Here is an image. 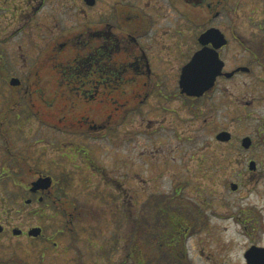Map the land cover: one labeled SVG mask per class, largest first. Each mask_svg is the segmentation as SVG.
<instances>
[{"label": "flooded vegetation", "instance_id": "flooded-vegetation-1", "mask_svg": "<svg viewBox=\"0 0 264 264\" xmlns=\"http://www.w3.org/2000/svg\"><path fill=\"white\" fill-rule=\"evenodd\" d=\"M47 7L48 0H0V186L10 180L20 187L0 194V264H51L50 252L59 259L62 251L58 234H64V228L73 232L70 222L58 227L60 216L75 218L65 207L61 180L42 173L46 163L35 164L32 153L26 152L32 142L18 149L14 134L4 128L8 122L17 123V110L28 114L33 103L47 106L50 101L108 108L99 118L79 120L96 141L124 126L155 97L159 110L161 104L177 99L193 104L216 93L251 110L264 103V84H254L248 98L236 96L227 84L254 75L258 67L264 69V0H70L64 10L82 21L60 31L51 45ZM241 12L262 34L261 46L237 35ZM210 30L218 34H207ZM234 44L246 53L239 62L225 55ZM196 57L203 59L204 81L195 89L203 93L192 96L183 92L181 79ZM252 114L259 122L255 135L261 145L254 148L247 136L252 143L244 148L247 137L242 139L245 160L236 164L239 179L231 189L236 211L219 217L234 220L236 234L247 239L244 264H264V205L257 203L264 204V109L261 117L254 110ZM163 127L159 120L155 133ZM228 133L229 141L218 140V134L217 141L231 143ZM48 177L51 183H39ZM251 198L253 203H245ZM49 209L54 210L51 216ZM202 214L205 231L208 214ZM49 221L57 228L51 235ZM251 251L255 252L249 258Z\"/></svg>", "mask_w": 264, "mask_h": 264}, {"label": "rangeland", "instance_id": "rangeland-1", "mask_svg": "<svg viewBox=\"0 0 264 264\" xmlns=\"http://www.w3.org/2000/svg\"><path fill=\"white\" fill-rule=\"evenodd\" d=\"M68 3L70 0H48L50 45L60 31L82 21L73 11L64 10L63 5ZM238 21L237 35L246 36L255 47L261 46L262 34L244 13ZM234 46L225 55L239 62L246 53ZM236 53L241 57H235ZM263 70L258 67L254 75L240 76L227 84L233 94L248 98L254 84H264ZM58 104L33 103L28 114L24 109L17 110V123L4 125L14 134L18 149L32 142L26 152L32 153L35 164L41 165V160L46 163L44 168L41 166L42 173L61 180L65 207L74 213L73 219L62 215L58 220L61 228L70 222L73 232L64 228L65 233L58 234L62 251L59 259L50 252L51 264H167L162 262L166 258L170 264L245 263L247 239L236 234L239 227L234 220L223 217L236 211L231 186L239 179L240 167L236 164L245 160L242 139L249 136L254 148L261 145L255 135L259 122L252 111L261 117L264 103L251 110L228 103L226 97L216 93L193 104L177 99L161 104L159 110L155 97L112 132L108 136L111 140L105 137L96 141L79 120L99 118L108 108ZM159 120L164 127L156 134ZM223 131L232 134L231 143L217 141V134ZM13 185L10 180L1 181V196L9 195V188L20 191ZM157 197L163 198L159 209L153 206ZM253 202L251 198L245 203ZM257 203L264 205L259 200ZM203 210L209 223L205 231ZM53 212L49 209V216ZM157 217L164 228L152 230L145 220L150 223ZM36 221L33 219V223ZM51 221L49 235L57 229ZM178 221L182 225H174L175 241L162 244L169 223ZM157 240L160 243L156 244Z\"/></svg>", "mask_w": 264, "mask_h": 264}, {"label": "water", "instance_id": "water-1", "mask_svg": "<svg viewBox=\"0 0 264 264\" xmlns=\"http://www.w3.org/2000/svg\"><path fill=\"white\" fill-rule=\"evenodd\" d=\"M207 34L217 35L218 32L215 30H210ZM202 61H203V59H201V57L194 58L193 62L189 66H187L183 72L182 79H181V86L184 90L183 92H186L188 95L197 96L198 94L200 95L203 93V92L201 93V91L195 89V87L197 85L202 86V84H203L202 81H204L203 80L204 74L202 73V69H201V68H203ZM209 86H211V82H210V85H208L207 87H209ZM217 138L220 141H229L230 134L228 132H222L217 136ZM251 143H252L251 139L247 137V138L243 139L242 146L244 148H249L251 146ZM47 179L51 183L52 179L49 177L40 180L39 183H41V181L46 182ZM231 189L234 190L235 185H232ZM254 252L255 251L250 252V254L248 255L249 258H250V256L252 257ZM250 264H256V263L250 262Z\"/></svg>", "mask_w": 264, "mask_h": 264}, {"label": "trees", "instance_id": "trees-1", "mask_svg": "<svg viewBox=\"0 0 264 264\" xmlns=\"http://www.w3.org/2000/svg\"><path fill=\"white\" fill-rule=\"evenodd\" d=\"M163 203V198H156V200H154V202H153V206H155L156 208H162V206H161V204ZM159 212V211H158ZM169 214H172L171 212H168ZM167 213V214H168ZM167 214H166V216H167ZM158 218V219H157ZM156 219H154V220H150V221H152V222H148L147 223V220H145V224H147L150 228H152V230H157V229H159V228H164V226H162V220H161V218L160 217H157ZM180 220V219H179ZM181 221V220H180ZM180 221H178V222H175V223H172L173 225H171V222L169 223V225H168V228H167V231H166V240H165V238L164 239H162L161 240V242H162V244H164L165 242L167 243V241H169V245L172 243V241L175 239V238H173L174 237V234H172V231L173 230H175L174 229V227L175 226H178V225H182V223L180 222ZM176 224V225H175ZM166 225V224H165ZM175 225V226H174ZM159 234H161V233H159ZM154 236H156L155 234H153ZM152 235V236H153ZM157 236H158V234H157ZM162 237V236H161ZM158 241L159 240H157L156 241V244L158 243ZM159 243H160V241H159ZM161 245V244H160ZM159 251H162V249H160ZM164 251V250H163ZM171 255H168V257H170ZM171 259H173V257L171 256ZM173 260H175V259H173ZM169 261H171L170 259H168V258H166L165 260H163L162 262H166L167 264H170V262Z\"/></svg>", "mask_w": 264, "mask_h": 264}]
</instances>
